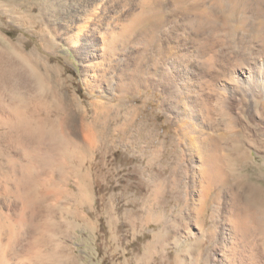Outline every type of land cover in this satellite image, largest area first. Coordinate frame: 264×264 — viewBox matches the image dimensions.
I'll use <instances>...</instances> for the list:
<instances>
[{
  "label": "rangeland",
  "instance_id": "1",
  "mask_svg": "<svg viewBox=\"0 0 264 264\" xmlns=\"http://www.w3.org/2000/svg\"><path fill=\"white\" fill-rule=\"evenodd\" d=\"M103 1L0 0V39L9 42L0 44V264H205L213 254L204 235L200 261L194 263L188 247L196 228L190 207L179 200L182 170L171 172L182 151L159 108L162 94L141 89L118 102L114 91H94L91 72L82 73L80 28L110 21L109 7L97 18ZM123 1L129 2L112 3ZM19 49L27 55L20 63ZM94 72L107 88L100 66ZM208 79L223 133L230 104L216 100L220 88ZM18 88L40 92L52 129L66 140L39 138L15 122ZM263 106L264 100L255 119L256 107L247 105L248 126L244 110L239 119L247 127L241 145L258 163L264 147L256 151L251 138L264 141ZM64 145L84 166L79 171L59 167ZM211 209L200 215L205 230Z\"/></svg>",
  "mask_w": 264,
  "mask_h": 264
},
{
  "label": "bare ground",
  "instance_id": "2",
  "mask_svg": "<svg viewBox=\"0 0 264 264\" xmlns=\"http://www.w3.org/2000/svg\"><path fill=\"white\" fill-rule=\"evenodd\" d=\"M104 1L95 12L102 19L111 8L110 21L99 26L93 20L80 28L86 48L79 50L82 73L91 72L94 91L103 96L114 91L118 102L141 89L163 95L159 108L175 126L172 143L182 151L170 166L185 178L179 200L194 218L195 240L188 246L196 254L194 263L201 260L204 235L213 251L205 264H264V153L258 163L241 145L247 127L239 120L244 110L248 126L247 105L256 107V119L264 100V0ZM8 43L0 39L3 46ZM20 52L18 63L27 57ZM3 57L0 48V71ZM95 66L107 75V88H101ZM210 77L220 88L216 100L230 104L223 133L208 95ZM15 93L18 125L39 138L66 140L52 129L55 120L39 91L18 88ZM251 140L256 151L264 147L261 139ZM63 148L60 168L84 167L71 160L74 153L67 145ZM210 205L212 226L205 230L200 215Z\"/></svg>",
  "mask_w": 264,
  "mask_h": 264
}]
</instances>
